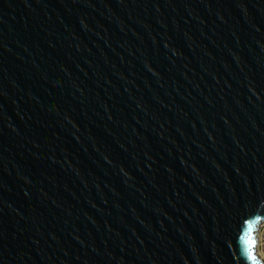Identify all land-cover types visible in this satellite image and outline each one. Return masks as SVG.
I'll use <instances>...</instances> for the list:
<instances>
[{"label":"water","instance_id":"obj_1","mask_svg":"<svg viewBox=\"0 0 264 264\" xmlns=\"http://www.w3.org/2000/svg\"><path fill=\"white\" fill-rule=\"evenodd\" d=\"M261 222L264 0H0V264H263Z\"/></svg>","mask_w":264,"mask_h":264},{"label":"built area","instance_id":"obj_2","mask_svg":"<svg viewBox=\"0 0 264 264\" xmlns=\"http://www.w3.org/2000/svg\"><path fill=\"white\" fill-rule=\"evenodd\" d=\"M257 252L258 257L264 264V222H261L257 229Z\"/></svg>","mask_w":264,"mask_h":264},{"label":"bare ground","instance_id":"obj_3","mask_svg":"<svg viewBox=\"0 0 264 264\" xmlns=\"http://www.w3.org/2000/svg\"><path fill=\"white\" fill-rule=\"evenodd\" d=\"M257 255H258V252H257Z\"/></svg>","mask_w":264,"mask_h":264},{"label":"snow or ice","instance_id":"obj_4","mask_svg":"<svg viewBox=\"0 0 264 264\" xmlns=\"http://www.w3.org/2000/svg\"><path fill=\"white\" fill-rule=\"evenodd\" d=\"M253 259H254V257H253Z\"/></svg>","mask_w":264,"mask_h":264}]
</instances>
